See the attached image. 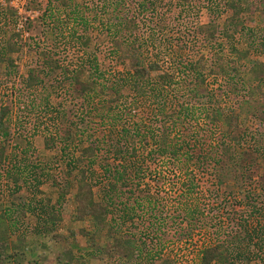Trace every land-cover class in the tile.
<instances>
[{"label":"rangeland","instance_id":"374dc122","mask_svg":"<svg viewBox=\"0 0 264 264\" xmlns=\"http://www.w3.org/2000/svg\"><path fill=\"white\" fill-rule=\"evenodd\" d=\"M117 1L71 0L70 7L64 9L58 7V0L50 3L48 0H0V48L10 40L19 47V53L12 56L14 69L0 63V108H9V138L0 142V153H3L0 214L5 218H0L2 241L9 247L17 245L15 251L22 264H57L58 261L62 264H199L201 251L215 235L213 225L221 223L223 234L219 239L230 243L237 242L232 239L238 235L244 236L241 225L245 223L249 240L242 245H246L250 255H256L250 264H264V185L261 182L264 170H257L252 162L264 155V115L255 119L252 114L245 115L237 109L242 101L254 95L253 85L244 82L233 86L227 79L205 71V89L210 99L202 100L190 93L195 75L179 64L194 63L202 57L210 69L216 49L223 45L224 58L234 63L240 73L234 81H243L241 77L252 65L264 62V21L257 15L243 13L244 30L236 33L231 41L220 39L215 50L198 32V27L208 21L221 24L231 17L225 5L229 0H125L135 20L142 60L146 64L156 63L162 72L174 75L176 81L185 79L189 87L165 88L166 92L161 91V101L152 88L149 92L153 94L147 97L125 91L128 95L119 109L125 111L123 125L148 131L149 127H160L161 116L157 111L159 104L164 103L167 109H174L180 115L178 127L173 131L176 139L184 136L197 145L210 125L219 131L214 136L217 141L248 149L245 159L238 154L227 161L219 154L204 171L193 166L180 170L167 158H156L143 167L139 191L150 193L161 203L153 216L154 223L160 224L159 229L165 234L162 251L157 247L148 253L141 247L134 251L132 258L123 260L101 249L106 242L103 233L92 238L82 234L89 232L90 227L86 221L74 218L75 188L70 187L72 179L67 174V164L79 155L76 154L79 146L70 142L61 151L58 129L64 112L75 133L86 128L92 115L83 104L84 97L68 89L62 72L54 70L51 64L73 73L97 60L109 81L116 78L120 70L116 66L112 38L119 23L115 17L108 19L105 12ZM32 73L41 83L29 82ZM215 112L239 117V128L234 132L235 136L239 135L237 143L226 136L229 130L225 122L208 123L207 118ZM47 140L48 148L44 145ZM141 142H138L139 157L146 150ZM238 187L250 198L244 201ZM95 192L99 199L100 193ZM60 195L63 196L61 208L55 209ZM186 211H199L216 224L212 222L211 230L194 231L190 237L183 238ZM231 211H238L237 215L242 212L243 220L229 216ZM121 215H115L116 223L112 227L132 240L135 230L129 229V224L121 225ZM218 220L221 222L217 223ZM136 235L139 237V233ZM229 245L230 249L238 247L232 242ZM7 252L13 253V249Z\"/></svg>","mask_w":264,"mask_h":264},{"label":"trees","instance_id":"16d2710c","mask_svg":"<svg viewBox=\"0 0 264 264\" xmlns=\"http://www.w3.org/2000/svg\"><path fill=\"white\" fill-rule=\"evenodd\" d=\"M143 3L141 2L140 5L143 6ZM70 4L71 0H58L57 3L58 7L64 9L69 8ZM225 5L232 13L231 17L225 18L221 24L211 20L198 27V32L213 50L220 39L231 41L236 33L239 34L244 30V21L241 17L243 13L247 12L249 16L257 15L261 21H264V0H257L255 3L229 0ZM129 10V4L125 0H119L112 5L111 10L105 12L108 19L115 17L119 23V28L112 38V47L120 74L112 81H109L100 70L97 60L90 61L88 69L80 68L73 73L60 68L56 63L51 64L54 70L62 72L64 76L62 80L68 84V89L71 88L84 97L83 104L88 109V114L92 115L86 128L80 133H75L72 122H68L64 112L60 129H58V139L62 143L61 151L64 152L63 148H68L70 142L72 145L79 146L78 152L76 151L79 155L73 157L67 164V174L72 179L70 187L75 188L74 218L80 222L86 221L89 225V232H82L85 236L92 238L93 235L103 233L106 242L101 249L108 254L115 253L123 260L132 258L134 251L141 247H144L148 253L157 250V247L159 251L163 250L165 234L160 230V224L154 223L153 216V212L161 208V203L150 193L139 191L143 167L147 166L146 164L154 162L156 158H167L170 162H175L180 170H187L193 166L196 170L204 171L207 170L206 166L210 162L216 161L219 154L220 158L226 157L227 161L231 158L233 160L238 154L245 159V155L248 154L246 148L240 149L238 145L217 141L214 136L219 131L213 130L210 125L206 127L210 132L209 135H207L208 130H204L203 137L197 141V145H194L193 141L184 139V136L176 139L173 131L178 127L180 115L174 109H167L164 103L159 104L157 111L161 116L160 127L154 129L149 127L148 131H145L123 125L125 111L119 108L125 96L128 95L125 91L135 96L147 97L152 93V91L149 92V88H152L154 92L157 91V98L161 101L163 96L161 91L165 88L178 90L189 87V82L187 83L185 79L176 81L174 75L162 72L156 63L146 64L142 60V47L135 35V20ZM224 50L223 45L216 49L217 53L214 55L215 59L210 69L202 57L194 63H179L187 72L195 75L190 93L202 100L210 99V93L205 89V71L212 76L227 79V83L230 81L229 83L233 86L244 82L251 84L253 85L251 91L254 95L257 94L258 98L253 95L246 101H242L237 109L245 115L252 114L253 118L258 119L264 115V62L252 65L245 76H240L243 81H234L240 73L234 63L224 58L222 54ZM17 53H19V47L12 40L6 41L0 48V63L5 64L7 69H14L12 56ZM232 73L234 75H230ZM83 76H85L84 79H82ZM28 79L29 82L33 81L34 85L41 83L33 73L29 74ZM232 89L235 90V88ZM254 111L258 112L254 113ZM8 113V107L0 108L1 143L9 138ZM181 113L179 111V114ZM59 115L62 116L61 112ZM207 120L211 125L220 121L225 122L229 130L226 136L230 139L234 138L235 140L232 139V141L236 142L239 135L235 136L234 132L239 128L238 116H225L215 112ZM140 141H142L143 150L146 148L141 157L137 155ZM44 145L48 148L50 142L47 140ZM235 146L237 148L234 149ZM2 154L0 153V157ZM252 162L257 170L261 168L264 170V155L252 159ZM14 182H18L16 178ZM261 182L264 185V172H261ZM96 190L100 193L99 199L96 198ZM238 194L244 196V201L250 198L239 187ZM61 198H63L62 195L56 200L55 209L61 208ZM237 212L231 211L229 216L233 215L235 220L238 216L240 220H243V213L239 212L241 216L239 213L237 215ZM116 214H122L119 217L121 225L129 224V229L135 230L132 240L113 229ZM57 217L59 219V216ZM0 218L5 220L4 215L0 214ZM184 220L186 227L182 230L183 238L190 237L194 231L211 230L212 222L216 224L214 219L205 218L199 211H186ZM219 222L221 220L217 221ZM244 225L245 223L241 225L245 232L244 236L238 235L232 239L237 241L231 242L238 247H231V249L229 245L231 242L219 239V236L223 234L221 223L213 225L216 228L215 235L211 238L212 242L201 251L199 264H250L253 259H256V255H250L246 245H242L249 240ZM138 233L139 237L136 235ZM16 247L15 244L7 246L0 235V264H22L18 258L19 253L15 251ZM10 248L13 249L11 254L7 252ZM29 264H36V262ZM57 264L62 262L58 261Z\"/></svg>","mask_w":264,"mask_h":264}]
</instances>
